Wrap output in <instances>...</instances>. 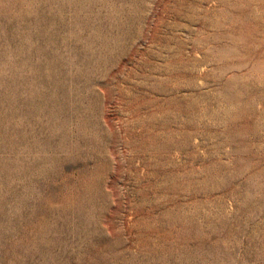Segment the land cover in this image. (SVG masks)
Listing matches in <instances>:
<instances>
[{
  "label": "rangeland",
  "instance_id": "1",
  "mask_svg": "<svg viewBox=\"0 0 264 264\" xmlns=\"http://www.w3.org/2000/svg\"><path fill=\"white\" fill-rule=\"evenodd\" d=\"M0 264H264V0H0Z\"/></svg>",
  "mask_w": 264,
  "mask_h": 264
}]
</instances>
